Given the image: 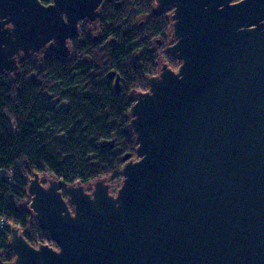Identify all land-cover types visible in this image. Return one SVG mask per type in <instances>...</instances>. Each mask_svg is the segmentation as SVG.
Wrapping results in <instances>:
<instances>
[{"label":"water","instance_id":"1","mask_svg":"<svg viewBox=\"0 0 264 264\" xmlns=\"http://www.w3.org/2000/svg\"><path fill=\"white\" fill-rule=\"evenodd\" d=\"M102 1L0 0V70L43 49L69 57ZM157 2L174 8L181 65L135 95L137 159L124 155L118 193L108 177L68 185L72 211L64 180L36 172L30 206L58 248L14 227L7 264H264V0Z\"/></svg>","mask_w":264,"mask_h":264},{"label":"trees","instance_id":"2","mask_svg":"<svg viewBox=\"0 0 264 264\" xmlns=\"http://www.w3.org/2000/svg\"><path fill=\"white\" fill-rule=\"evenodd\" d=\"M154 3L104 0L96 22L103 40L92 41L83 29L68 58L29 53L17 71L0 70V264L16 257L14 227L35 247H58L28 203L36 172L44 184V177L64 180L62 194L72 211L66 186L105 177L113 189L123 184L124 155L137 159L130 122L135 92L148 90V78L158 73L154 39L165 36L172 21L169 9L156 11ZM164 58L174 70L181 65L169 50ZM110 71L121 76L118 92Z\"/></svg>","mask_w":264,"mask_h":264},{"label":"flooded vegetation","instance_id":"3","mask_svg":"<svg viewBox=\"0 0 264 264\" xmlns=\"http://www.w3.org/2000/svg\"><path fill=\"white\" fill-rule=\"evenodd\" d=\"M104 1V0H103ZM103 1L101 2V4L103 3ZM52 2H53V0H52ZM51 2V3H52ZM51 3H49V4H51ZM101 4H100V7H99V11H100V9H101ZM166 9H172L173 10V12H174V8H172V7H165V6H160L159 4H158V2H157V0H155V3H154V10H158V11H160V10H162V11H166ZM173 13H171V15H172ZM100 16V15H99ZM146 18H147V16H146ZM98 19H99V17H98ZM98 19L97 20H95V21H91V20H89L88 18H82L80 21H79V33H78V35L77 36H79L80 34H82L83 33V29H81V22H91V23H94L95 24V26H91V24L89 25V27H88V29H84L89 35H92L93 37H92V41H95V42H98V41H101V40H103V38L101 37V34H102V31H100V30H98L99 32H98V34H95L94 33V29H98V26H97V24H96V22H98ZM140 23H143V20H141L140 21ZM170 30H171V33L173 34V31H172V25L170 26ZM168 34V33H167ZM167 34L165 35V36H162V37H160V38H155L154 39V50H156L157 49V47L158 46H160L161 48H162V46H164L165 45V43H167V47L166 48H168L169 49V46L170 45H172L173 43H175V40L171 43L170 41H169V43L167 42ZM77 36H74V37H72V38H70L69 40H68V45H69V47H70V49L72 50V42H73V39L74 38H76ZM43 50H45V49H43ZM46 51V50H45ZM45 51H44V53H45ZM31 53V52H30ZM23 54H26V53H23ZM23 54L21 55V57L23 56ZM27 54H29V53H27ZM21 57L19 58V60L21 59ZM161 66V65H160ZM160 66H159V68H160ZM118 75H120L119 73H117L116 72V75L114 76V78L113 79H110L109 77V79L110 80H112L113 81V84L115 83V80H116V77L118 76ZM155 75H158V74H155ZM120 78H121V76H120ZM121 80V79H120ZM149 89V88H148ZM147 91V90H146ZM145 92V91H144ZM135 95H136V93H135ZM74 211V210H73ZM58 248V247H57Z\"/></svg>","mask_w":264,"mask_h":264},{"label":"rangeland","instance_id":"4","mask_svg":"<svg viewBox=\"0 0 264 264\" xmlns=\"http://www.w3.org/2000/svg\"><path fill=\"white\" fill-rule=\"evenodd\" d=\"M171 13H173V10L172 9H169V15H171ZM146 17H140L139 18V21H141V20H144ZM146 20V19H145ZM91 24V26H95V24L94 23H91V22H81V29H88V27H89V25ZM171 25H172V21H171ZM98 29H94V33L95 34H98ZM168 34H167V42L169 43V41L172 43L174 40H175V37L173 36V34L171 33V30H170V28H169V31L167 32ZM101 37H102V35H101ZM176 41V40H175ZM167 47V43H165V45L164 46H162V48L160 47V46H158L157 47V49H156V51H158V53H159V58H158V63H159V66L161 65L162 66V64L163 63H165L166 62V60H165V58H164V56H165V51H167V50H169L168 48H166ZM44 51L45 50H42V51H40L39 53H37V54H43L44 53ZM46 52V51H45ZM31 53H33V52H31ZM47 53V52H46ZM25 54H23V56H24ZM71 55H72V50H71ZM70 55V56H71ZM22 56V57H23ZM69 56V57H70ZM68 58V57H67ZM161 66H160V68H161ZM160 68L158 69V73L160 72ZM148 88H149V86H148ZM140 91H136L135 93H139ZM142 92H144V91H142ZM44 179H45V184L47 185L48 184V180L49 179H51V177H49V178H46V177H44ZM96 181V180H95ZM95 181H92L91 183H89V188H90V190H94V183H95ZM110 186H111V184H110ZM120 189V187L118 188V189H113V188H111V192H117L118 193V190ZM70 197V196H69ZM29 201V200H28ZM29 204L31 203V199H30V201L28 202Z\"/></svg>","mask_w":264,"mask_h":264}]
</instances>
